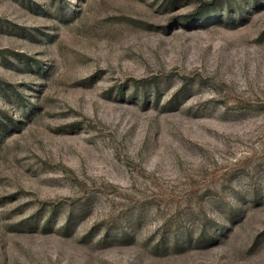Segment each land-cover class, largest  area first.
I'll return each mask as SVG.
<instances>
[{"label":"rangeland","instance_id":"rangeland-1","mask_svg":"<svg viewBox=\"0 0 264 264\" xmlns=\"http://www.w3.org/2000/svg\"><path fill=\"white\" fill-rule=\"evenodd\" d=\"M0 264H264V0H0Z\"/></svg>","mask_w":264,"mask_h":264}]
</instances>
